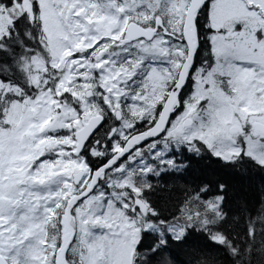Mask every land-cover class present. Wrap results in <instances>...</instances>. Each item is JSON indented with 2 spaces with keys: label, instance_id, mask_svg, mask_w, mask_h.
Returning <instances> with one entry per match:
<instances>
[{
  "label": "rangeland",
  "instance_id": "1",
  "mask_svg": "<svg viewBox=\"0 0 264 264\" xmlns=\"http://www.w3.org/2000/svg\"><path fill=\"white\" fill-rule=\"evenodd\" d=\"M159 1L163 0H122L117 4L89 0L86 5V0H56L60 7H53L52 0H38L40 12L35 19L41 26L49 57L56 68H63L64 63L65 70L63 68L62 77L51 89L48 69L36 60L30 78V84L39 89L34 98L12 99L9 95L5 98L6 92L18 93V88L0 83V101L3 102L0 103V113H3L0 116V125H3L0 126V225L4 226L0 227V254L9 264H52L54 241L45 239V225L58 201L63 196L67 200L70 192L79 188L72 184L71 175L78 170L86 169V173L88 170L81 156L72 155L75 129L80 127L82 119L98 113L94 97L85 98V90L99 85L104 89L103 100L111 112L116 109L123 112L119 124H114L113 132L118 138H123L135 123L148 119L151 112L145 109L155 107L161 93L165 94L166 89L162 88L167 78L176 72L178 52L171 51L170 71H166V60L163 70L156 68L162 55L157 49L158 41L136 42L129 45L132 49L122 46L109 50L116 44L109 40L115 39L130 19L144 21L154 12L155 4L159 6ZM167 2L174 13L182 12V2ZM22 7L33 19L29 0H22ZM73 8L72 24L79 23L80 35L69 49L61 44V40L68 39L61 28V20ZM210 12L215 28L225 24V30L214 33L213 38L215 53L223 58V72L228 74L226 90L218 85V79L210 78L217 70L208 68L205 77L196 81L194 89L191 87L193 93L184 100L186 106L174 116L162 138L147 145L142 161L134 168L145 163L135 175L153 169L156 163L153 161L159 162L164 157L167 143L181 144L193 139L201 141L214 156L224 160L233 158L241 149L237 142L240 139L246 155L256 161L264 160V135L253 128V123L264 115V40L256 37L257 31L264 32V0H213ZM90 14L98 20H91ZM9 22L5 13L0 15V37L6 34ZM86 36L88 42H85ZM101 37L108 38L103 42L107 46L91 52L90 60L78 57L65 63L70 51L92 48ZM123 52V60L131 63L132 69L122 63L118 66L117 58ZM130 53L135 55L132 61ZM142 64L147 65L145 71L141 70L145 74L144 82L136 88L143 90L131 93L125 86ZM77 69L82 70L81 73H76ZM94 69L101 71L97 75ZM59 71L52 69L51 76L58 77ZM77 76L80 82L68 86ZM64 92L70 94L68 98L75 104L70 105L71 102L61 96ZM96 94L101 95L97 90ZM109 94L113 98L111 101ZM117 97L119 100H115ZM185 118L192 121L184 124ZM231 125L242 129L232 134ZM66 129L73 131L65 132ZM65 145L71 147L66 149ZM90 151H99L95 143ZM119 170L125 172L120 174ZM131 178L133 174L127 167L112 171L111 178L102 180L98 190L74 209L78 224L75 249L81 260L90 251L94 238L103 237L105 229L112 225L106 240L111 264H133V246L140 229H155L154 223L138 212L133 216L129 202L121 200L122 196L128 198L129 192H136ZM105 184L109 193L107 200ZM113 186L121 189H108ZM113 200L129 208V214L124 215ZM105 218L107 222L102 227L100 221ZM173 231L182 233L183 225L181 229L176 224L167 228V232ZM88 259L91 264L94 258L89 256Z\"/></svg>",
  "mask_w": 264,
  "mask_h": 264
},
{
  "label": "trees",
  "instance_id": "2",
  "mask_svg": "<svg viewBox=\"0 0 264 264\" xmlns=\"http://www.w3.org/2000/svg\"><path fill=\"white\" fill-rule=\"evenodd\" d=\"M21 12L26 11L15 0L3 12L10 22L0 39V77L4 78L0 82L17 86L21 95L12 94L11 98H33L39 91L30 84L36 60L40 57L47 66L52 65L36 19L27 14L17 20L9 36L7 29ZM48 71L53 74L51 68ZM58 74L61 75V70ZM52 78L53 84L56 78ZM189 88L187 82L181 99L190 92ZM99 102L97 108L102 112ZM142 127L139 125L137 129ZM84 153L94 167L102 162L99 157ZM163 156L159 162L153 161L156 162L153 169L136 177L140 197L152 213H157L147 217L155 229L143 238L144 244L157 243L162 239L159 236H163L162 231L167 232L175 224L181 229L182 224L183 232L187 230V244L212 253L210 264H264V167L243 154L223 160L199 141L190 146L170 143L168 153ZM55 228H59L58 224ZM142 251L134 250L133 257H140L137 264L143 260ZM71 264H81L76 252Z\"/></svg>",
  "mask_w": 264,
  "mask_h": 264
},
{
  "label": "snow or ice",
  "instance_id": "3",
  "mask_svg": "<svg viewBox=\"0 0 264 264\" xmlns=\"http://www.w3.org/2000/svg\"><path fill=\"white\" fill-rule=\"evenodd\" d=\"M29 2L31 5L32 13H33V18L35 20V17L40 12V4L38 3V0H29ZM12 3H13V0H0V14H3L4 10L10 8L12 6ZM15 3L20 4V3H22V0H15ZM52 6L53 7H60V5L56 2V0H52ZM63 7L66 8L67 5L65 4ZM207 7H208V0H201L200 6L196 9V14L192 17V23H193L194 27L196 28V34H197V45H196V49L193 51V64L195 62V56H196L197 52L199 51V47H200V29H201L200 16H201V13L204 11V9H206ZM73 11H74V8L70 9L69 15L67 17H64L61 20V28H63L65 30V33L68 37L67 40H61V44L63 47H68L69 49L72 48V44L75 42V40H77L79 38V35H80L79 23H77L76 25L72 24V12ZM26 16H27L26 12H21L20 15L17 16L16 19L11 22V26L8 27V29H7L9 36H11V30H12V28L15 27L16 21L20 20L21 18L26 17ZM61 16H63V11H61ZM204 27H205V31H207V32L214 31V29L211 27V25H205ZM256 37H257V39H264V32L257 31ZM0 39H3V37H0ZM107 39H108L107 37H101L100 40H98L96 42V44H94L92 46V48L75 49V50L70 51L69 56L65 58V63H67L68 60H76L78 57H83L84 59L90 60L91 59L90 53L93 52L95 50V48L97 46H99V44L105 42ZM85 42H88L87 36H86ZM181 42L183 43V39L181 40ZM192 66L193 65H190V69ZM73 67H75V66H73ZM79 70L80 69H77V71H79ZM93 71L98 75L101 70H95L94 69ZM3 79H4L3 77H0V80H3ZM76 79L79 80L80 77L77 76ZM185 80L187 81V77L185 78ZM97 90L101 93V96L98 98L99 101H103L104 89L99 87V85H97ZM8 95H9L8 93H5V98H7ZM65 95H70V94L61 93V96H65ZM177 95L179 96V93ZM108 99L110 101L112 99L110 94L108 95ZM0 103H3V102L0 101ZM101 106L104 108V110L106 112H108L109 115L111 114L108 111V105L107 104L102 103ZM2 115H3V113H0V116H2ZM103 117H105V116H103V115L101 116L100 121L95 125V127L91 130V132L88 133V136L84 139L83 144L80 146L79 152L77 153L78 155H84L83 153L86 151L89 156H91L93 158L97 157V156H93L92 152L88 149L87 146L91 142L93 134L96 133L97 131H99V129L103 127V125H104V121L102 119ZM113 122H114V124H119V120H117L115 118H113ZM138 122H140V121H138ZM0 126H3V125H0ZM135 126H136V124L133 125V127H135ZM165 127H167V125H165ZM64 131L70 132L73 130L72 129H66ZM146 138H148V137H146ZM108 140L111 141V144L114 140L116 142H119V140L117 138V134L115 132H113L111 135H108L104 139L102 145H101L100 140H97L95 143V147L98 148L101 152V155H99L98 157L107 156V158L103 161V163H100V164H106L107 163L109 153H105L104 149H110V147H111V146L109 147L108 144L106 143V141H108ZM64 147L67 149L71 146L65 145ZM133 147H135V145H133ZM124 154H127V153H121L119 156L116 157L115 160L112 161L111 164H108L107 168H105V171H107L108 168H111L115 165H118L120 160L123 158ZM242 154L246 155V153H244L243 148H241L237 152V156L242 155ZM84 157H85V155H84ZM248 158H251L253 160V162L258 164V166L264 167V160L256 161L251 156H249ZM85 162L89 163L86 160V158H85ZM94 168L95 167L90 166V164H89L90 171L94 170ZM99 182H100V177H97V183H99ZM94 188H95V185H93V189H90L89 191L90 192L93 191ZM104 188L106 190L105 200H107L109 198V193L107 192V185L106 184L104 185ZM221 191H223V188H221ZM130 198H131V193L129 192L128 198H125L122 196L121 200H124L125 203H128ZM79 199H83V197H80ZM113 203L117 207L122 208L124 215L129 214V208H123L120 204V201L113 200ZM131 209H132V215L134 216L135 213L137 211H139V205H132ZM71 211H72V209L70 208L69 212L71 213ZM145 215L147 217V215H149V214L146 213ZM151 215L154 217L155 215H157V213L153 212V213H151ZM106 222H107V218H105L104 220H101L100 221L101 226L104 227ZM0 227H4V226L0 225ZM112 227H113L112 225H109L108 228L105 229V235L103 237L97 236L94 238L93 243L89 246L90 251H88L87 255L83 256L81 264H90L89 259H88L89 256L94 258L91 261V264H111V262L108 258V254H107L108 245L106 243V240L108 239V237L110 235ZM160 227L163 228L164 225L162 224V225H160ZM162 233H163V236H161L159 234V236L162 237V239L158 240L157 243L146 245L143 242V238L149 234V229H147V228L146 229H140L139 234L137 236L136 244L133 247H134V250L137 252H139L140 250H143L142 251L143 260H142L141 264H210V261L213 259L212 253L210 251H208L206 253L203 249L186 243V241H188L187 230H185L184 232L179 233V234L170 233V232H166V231H162ZM169 237H171V239H169ZM69 243H71V241ZM97 253H99V255H97ZM139 260H140L139 256H134L133 257V264H137V261H139Z\"/></svg>",
  "mask_w": 264,
  "mask_h": 264
},
{
  "label": "flooded vegetation",
  "instance_id": "4",
  "mask_svg": "<svg viewBox=\"0 0 264 264\" xmlns=\"http://www.w3.org/2000/svg\"><path fill=\"white\" fill-rule=\"evenodd\" d=\"M89 0H86V4ZM122 0H101L102 3L106 4V3H119ZM142 1H150V0H142ZM173 2H182L183 3V10L180 14L174 13L170 8H168L167 4V0H163V1H159L157 6L155 4L154 6V13L153 14V18L151 17L152 13H149L148 17L143 21V20H134V19H130L129 21H135L136 23H138L139 25H141L144 28H152L154 31L152 33V37L150 40H146L143 38H139L136 39L132 42H128L125 43L123 42V37H124V32L123 30L118 34V36L115 39H110L109 41L112 43H116L113 46L109 47V50H111L112 48H121L122 46H126L127 48L132 49V47H130L129 45H132L136 42H143V43H151L154 41H158L160 43V46L157 48L158 51L161 52V57H160V61L156 64V68L158 70H163L164 69V60H166V64H165V70L166 71H170V65L168 64V61L171 58V51H176L178 52V59H179V64L181 63V61L184 59L186 51H187V46H186V42L185 39L183 37V23H184V19H185V12L188 8V4L190 0H170ZM212 0H208V7L206 9H204V11L201 13L200 16V25H201V29H200V47H199V51L195 56V62L194 64H192L193 66L190 69V73H189V77L187 82L189 84H191L193 81H197L200 80L201 78L205 77V71L210 68L213 67V69L217 70V73L215 75H211L210 78L212 79H221L224 75H226L223 72V68H224V64L221 63L222 61V57L221 56H217L215 53V50L213 49L214 46V38H213V34L217 31V32H223L225 29L223 27H219L218 29L215 30L214 26H212L211 24V13H210V5H211ZM116 6V5H114ZM90 19L91 20H98V18L96 16H92V14H90ZM158 19L157 21H155V19ZM230 23L228 22L226 25H229ZM205 25H211V27L214 29V31L212 32H207L205 31ZM159 26V27H158ZM225 26V24H224ZM194 27V25H193ZM191 29V27H190ZM195 30V39L197 40V34H196V28L194 27ZM183 39V43L181 42V40ZM103 46H107L106 43H101L99 44V46H97L95 48L94 51H97L98 49L102 48ZM93 51V53H94ZM125 53V52H123ZM123 53H119V56L117 58V64L118 66L121 65V61H124L122 59V54ZM180 54V55H179ZM125 57V56H124ZM131 61L135 58V55L133 53H130L129 55ZM220 63L222 66H220ZM127 65V67L129 69H132L133 65L131 63H127L125 64ZM62 68V67H60ZM141 69L143 71H145V67L142 65L140 66V68H136L134 74L130 77V80H132V78L135 79V81L138 80V76H137V72L138 70ZM199 70V72L197 71ZM145 75V74H144ZM176 77V73H174L173 76H169L167 78V80L165 81V84H170L171 81H174ZM76 79V78H75ZM74 79V80H75ZM73 80V81H74ZM77 80L73 82L77 83ZM181 98V96H180ZM184 98V97H183ZM183 98L181 99V102L183 101ZM185 105V104H184ZM108 111L111 113V110L108 109ZM154 112V110L152 111ZM104 117V125L102 128L99 129V131H97L93 137L91 142L96 143L97 140L101 141V145L103 144L104 139L109 135V133H112L114 131V122H113V117L112 115L108 114V112H106V114H102ZM257 123H261L264 125V115L259 116V118L257 119V121H255ZM239 127V126H238ZM242 129V128H239ZM133 131H130L129 134H131ZM108 135H107V134ZM127 134V136L129 135ZM258 137H260L258 135ZM118 138V137H117ZM119 142H116L115 140L112 142L108 140L106 141V143L108 144V146L110 147V149H105L106 152L105 153H109V155H111L115 150L117 151L118 149L121 148V145L124 139H120L118 138ZM147 145L146 143H144L143 145L137 147L135 149V151L137 150L139 151H144L147 149ZM134 151V152H135ZM138 152L136 154H138ZM85 155V153H83ZM82 157V159H84L85 162V157ZM132 155V154H130ZM133 156V155H132ZM105 157H101V161L104 160ZM129 158V156H127L124 160L120 161L119 164L117 166H115V169L124 166L126 160ZM90 166H95V164L93 163V165L89 162ZM89 164H87L88 166V170L86 173V169H84V176H85V182L86 183V174L87 177L90 175V169H89ZM85 166H86V162H85ZM115 169H113L112 171H114ZM112 174V172H107L105 177H109ZM84 184L82 187H84ZM101 184V183H100ZM82 187H79L77 190H72L70 193H75L81 190ZM134 197V196H133ZM65 201L66 198L63 196L62 199H60L58 201V203L53 207V212H54V216L51 219L55 225H59V220L57 219V216L60 215V213L62 212L64 205H65ZM130 207L132 205V200L131 202L129 201ZM61 208V211H60ZM59 219V218H58ZM59 231V230H58ZM57 236H59V234L56 233ZM78 236V235H77ZM73 243V242H72ZM74 244H71L68 249H67V255H66V259L68 264H71V258L74 256Z\"/></svg>",
  "mask_w": 264,
  "mask_h": 264
},
{
  "label": "water",
  "instance_id": "5",
  "mask_svg": "<svg viewBox=\"0 0 264 264\" xmlns=\"http://www.w3.org/2000/svg\"><path fill=\"white\" fill-rule=\"evenodd\" d=\"M201 0H191L189 7L186 11L185 15V24L183 28V37L187 44V52L186 57L184 58L183 62L181 63L179 70L177 72L176 80L168 90V93L163 101V104L160 110L157 113L156 119L153 123L146 129L134 133L129 136L126 141L124 142L122 148L111 155L107 159L106 164H102L99 167L95 168L88 181L86 182L84 189L78 193L70 197L65 205L63 213L60 219V225L62 226L61 229V237H60V245L55 252L54 257V264H67L66 261V251L71 243L75 238L76 234V224L75 219L72 213L69 212V209L81 199L80 197H85L89 195L91 192L90 189H93V185H97V177L102 178L105 174V168H107L108 164H111L113 160L116 159L121 153L129 154L133 150V145L137 146L144 141L152 138L155 135L160 134L165 125L168 123L169 117L175 112V110L179 107V96L177 95L180 91L185 87L186 80L190 73V65L193 64V51L196 47L195 42V30L192 23V17L196 14V9L200 6ZM191 27V29H190ZM152 29H143L140 25L135 23H129L126 27L125 31V42L134 40L136 38L145 37L150 38L152 35ZM183 86V87H182ZM91 94L90 90L86 91V98H88ZM101 115H93L86 122H81V127L74 131V139H75V150L73 151V155H78L80 146L83 144L84 139L88 136V133L95 127V125L100 121ZM103 119V118H102ZM189 124V120H185L184 124ZM255 128L264 134V126L260 125L259 123L254 124ZM236 128L231 127L230 131L234 132ZM94 135V134H93ZM148 137V138H146ZM127 154H124L125 157ZM112 168V167H111ZM111 168H108L111 169ZM83 173L81 171H77L72 175L73 183L78 185L82 180ZM87 194V195H86ZM134 205H139L140 212L145 215L146 213V204L141 201L139 198L135 199ZM0 264H8L7 261L0 255Z\"/></svg>",
  "mask_w": 264,
  "mask_h": 264
},
{
  "label": "bare ground",
  "instance_id": "6",
  "mask_svg": "<svg viewBox=\"0 0 264 264\" xmlns=\"http://www.w3.org/2000/svg\"><path fill=\"white\" fill-rule=\"evenodd\" d=\"M195 42H196V45H197V40H196V39H195ZM195 49H196V47H195ZM195 49H194V50H195ZM190 96H191V93L188 92L187 95H186V98H183V101H182V102H181V98L179 97V107H178V108L175 110V112L169 117L168 123L166 124L167 127H164L163 131H162L160 134L153 136V137L151 138V139H152V142L157 141V140H159V139L162 138V136L165 134L166 130L168 129V127H169V125H170L172 119H173L174 116L179 112L180 107L183 106L184 104H186L187 101L184 102V100H185V99H188ZM86 159H87V158H86ZM124 159H125V157H123L120 161H122V160H124ZM87 161H88V160H87ZM87 164H88V163H87ZM137 175H138V176H140V175H145V173H144V174H143V173H139V174H137ZM137 175H135V182H136V183L138 182V180L136 179ZM100 183H102V179H101V178H100V182L97 183V185L100 186V185H101ZM72 184H73L74 186H79V185H75L73 182H72ZM79 187H81V186H79ZM77 189H78V187L76 188V190H77ZM83 189H84V187H82L80 191L75 192V193H72V194L67 198V200H68L70 197H72L73 195L80 193ZM87 197H88V195L85 196L83 199L79 200V201H78V202L72 207V211H71V213H74V209H75V208H76V207H77V206H78L83 200H85ZM67 200H66V201H67ZM70 245H71V244H70ZM70 245H69V246H70ZM66 255H67V251H66Z\"/></svg>",
  "mask_w": 264,
  "mask_h": 264
}]
</instances>
